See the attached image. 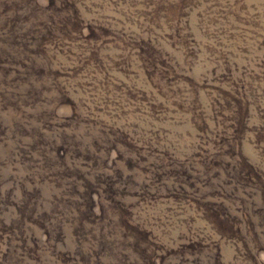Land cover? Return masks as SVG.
I'll return each mask as SVG.
<instances>
[{
	"label": "rangeland",
	"instance_id": "rangeland-1",
	"mask_svg": "<svg viewBox=\"0 0 264 264\" xmlns=\"http://www.w3.org/2000/svg\"><path fill=\"white\" fill-rule=\"evenodd\" d=\"M0 264H264V0H0Z\"/></svg>",
	"mask_w": 264,
	"mask_h": 264
}]
</instances>
